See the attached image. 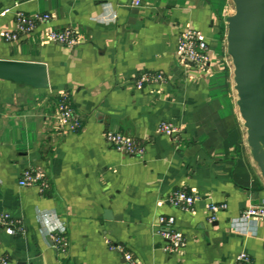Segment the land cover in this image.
<instances>
[{"label":"crops","instance_id":"1","mask_svg":"<svg viewBox=\"0 0 264 264\" xmlns=\"http://www.w3.org/2000/svg\"><path fill=\"white\" fill-rule=\"evenodd\" d=\"M5 9L8 11L2 13ZM48 13L16 39V13ZM232 0H0V59L43 62L48 88L0 78V214L23 227L0 226V258L8 264H237L245 250L264 264V218L250 231L237 222L264 204V178L250 154L226 53ZM73 27L78 43L43 42L44 32ZM208 45L206 70L180 64L175 47L186 29ZM162 71V82L136 89L138 75ZM67 93L81 118L71 131L56 122ZM179 128L156 132L160 121ZM135 138L140 156L115 150L105 133ZM44 172L48 187L19 186L23 168ZM185 190L201 198L194 211L167 197ZM226 208L209 220L207 203ZM173 219L184 246L169 250L159 217ZM64 232L65 251L50 235Z\"/></svg>","mask_w":264,"mask_h":264},{"label":"built area","instance_id":"2","mask_svg":"<svg viewBox=\"0 0 264 264\" xmlns=\"http://www.w3.org/2000/svg\"><path fill=\"white\" fill-rule=\"evenodd\" d=\"M141 0H131L133 6H139ZM5 9L2 13L8 11ZM51 18L48 13H34L27 15L22 12L16 13L15 32L5 31L6 39H16L21 32L31 31L39 22H47ZM79 41V36L73 27H66L60 30H47L43 35V42H57L65 46L73 47ZM177 61L184 65H193L200 70H206L210 63L208 45L203 34L197 30L186 29L179 37L175 47ZM165 75L162 71H144L135 80V88L141 89L145 84L162 82ZM56 122L61 127H67L71 131H77L81 127V118L73 108L67 93L57 97L53 111ZM179 131L173 123L160 121L156 132L159 134L174 135ZM107 142L117 151L140 156L144 153V147L133 137L117 131L105 133ZM19 186H36L40 192L48 187V181L44 172L34 166H27L22 169L18 178ZM201 198L197 194L187 193L185 190H174L167 197V201L174 207L185 212L194 211V202ZM226 208L225 203H214L209 201L207 209L209 220L216 217V213ZM259 218H264V204L248 206L239 215L237 222L242 225L243 231H250ZM159 225L162 235L168 240L169 250H175L184 246V238L174 227L173 219L160 216ZM0 226L8 233L18 234L23 232V227L18 220H15L9 213L0 214ZM54 248L65 251L69 246L68 237L64 232H55L50 235ZM111 249L123 253L128 264H137L129 252H123L121 246L111 245ZM237 264H253L249 254L242 250L236 255ZM0 264H8L6 258H0Z\"/></svg>","mask_w":264,"mask_h":264},{"label":"water","instance_id":"3","mask_svg":"<svg viewBox=\"0 0 264 264\" xmlns=\"http://www.w3.org/2000/svg\"><path fill=\"white\" fill-rule=\"evenodd\" d=\"M226 18V53L233 66L237 105L252 159L264 178V0H232ZM0 78L48 88L43 62L0 59Z\"/></svg>","mask_w":264,"mask_h":264}]
</instances>
